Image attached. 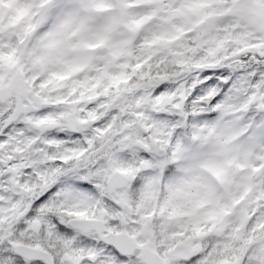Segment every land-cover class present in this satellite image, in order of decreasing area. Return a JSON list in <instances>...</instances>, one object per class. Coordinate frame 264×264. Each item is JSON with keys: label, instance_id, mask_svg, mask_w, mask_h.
I'll return each mask as SVG.
<instances>
[{"label": "snow or ice", "instance_id": "obj_1", "mask_svg": "<svg viewBox=\"0 0 264 264\" xmlns=\"http://www.w3.org/2000/svg\"><path fill=\"white\" fill-rule=\"evenodd\" d=\"M23 11L0 27V264H264V0Z\"/></svg>", "mask_w": 264, "mask_h": 264}, {"label": "rangeland", "instance_id": "obj_2", "mask_svg": "<svg viewBox=\"0 0 264 264\" xmlns=\"http://www.w3.org/2000/svg\"><path fill=\"white\" fill-rule=\"evenodd\" d=\"M29 0H10L4 6H0V27L4 29L5 36L17 31L24 23L25 14L24 9L28 6ZM142 12L134 8H127V14L120 16L119 13H110L108 19H115L120 17H135L141 15Z\"/></svg>", "mask_w": 264, "mask_h": 264}, {"label": "water", "instance_id": "obj_3", "mask_svg": "<svg viewBox=\"0 0 264 264\" xmlns=\"http://www.w3.org/2000/svg\"><path fill=\"white\" fill-rule=\"evenodd\" d=\"M119 11H120L121 15H124L125 12L123 9H120Z\"/></svg>", "mask_w": 264, "mask_h": 264}]
</instances>
